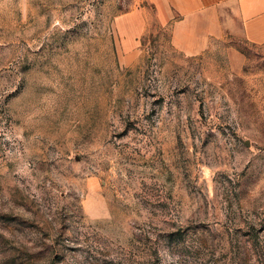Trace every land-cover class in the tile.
<instances>
[{"label":"rangeland","instance_id":"374dc122","mask_svg":"<svg viewBox=\"0 0 264 264\" xmlns=\"http://www.w3.org/2000/svg\"><path fill=\"white\" fill-rule=\"evenodd\" d=\"M171 32L0 0V264H264V44Z\"/></svg>","mask_w":264,"mask_h":264},{"label":"crops","instance_id":"0c3cea01","mask_svg":"<svg viewBox=\"0 0 264 264\" xmlns=\"http://www.w3.org/2000/svg\"><path fill=\"white\" fill-rule=\"evenodd\" d=\"M143 1L155 9L159 20L172 23V44L185 55L202 54L230 35L264 44V0ZM152 18L146 7L135 10V37L145 33Z\"/></svg>","mask_w":264,"mask_h":264}]
</instances>
